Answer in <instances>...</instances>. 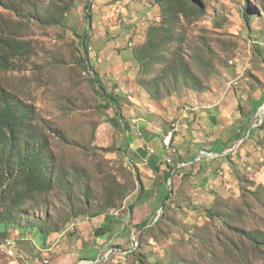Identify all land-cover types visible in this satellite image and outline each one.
Wrapping results in <instances>:
<instances>
[{
    "label": "rangeland",
    "instance_id": "rangeland-1",
    "mask_svg": "<svg viewBox=\"0 0 264 264\" xmlns=\"http://www.w3.org/2000/svg\"><path fill=\"white\" fill-rule=\"evenodd\" d=\"M199 1L185 16L166 0H0V109L26 113L0 130V264H264V105L213 132L192 109L216 91L217 117L236 112L243 82L264 80V0ZM141 125L174 135L154 173Z\"/></svg>",
    "mask_w": 264,
    "mask_h": 264
},
{
    "label": "crops",
    "instance_id": "crops-1",
    "mask_svg": "<svg viewBox=\"0 0 264 264\" xmlns=\"http://www.w3.org/2000/svg\"><path fill=\"white\" fill-rule=\"evenodd\" d=\"M237 81L238 80L234 81L235 82L234 84H237L238 83ZM200 97L202 99L200 101L201 104L198 105L197 107L192 108L195 111L193 113V116H195V117L201 116L203 118L202 121L204 123L203 129L206 132L207 131L213 132L215 130L222 129L221 126H224L223 124H221L222 123L221 118H224V117H221V115L225 116L224 114L227 112L229 114L232 113V115L238 113V111H236V110L238 109L237 107L240 106V104L242 107H245V104L246 105H248V104L253 105L254 103H258V106H257L258 109H259V107L264 105V80L262 78H259L257 80L253 79V81L250 79H246L243 82V86L241 87V91H240L239 95L235 96V101H236V97H237V101H236L237 104L234 105V106H236L235 107L236 112H233L234 110L233 111H230V110L226 111L228 109L226 107L222 106V111L220 109L221 112L218 115V117H217V113L214 112V109L217 106V104H219V100H220V97H218V93H216V91H208L206 93L201 94ZM209 97L213 98V99H211L212 101H210V102L206 100ZM216 98H217V100H216ZM238 98H240V101H238ZM251 111H252L251 109L249 111H247L246 115L248 116V114ZM190 113H192V112H190ZM185 116H188V115H185ZM185 118H187L186 119L187 121L191 120V119H189L190 116L185 117ZM199 120H201V119H199ZM172 130L175 132L177 130V128H173ZM250 130H251V127L248 131H250ZM205 131L204 132L200 131L199 136L201 135V137L198 139H195V142L197 143V141H198L199 145L202 146V151L210 152L213 154H223L224 153L222 156L230 155V153H228L229 151L223 152L224 151L223 148L218 149V148L212 147L210 149V147L209 148L203 147V146H205L204 144H202V142L204 141V136L206 135ZM202 133H203V135H202ZM139 135H141L140 144L137 146L138 147L137 151L135 149L134 152H135V154H138L139 157L142 158V161H138V162L149 163L151 166H149L148 169H149V171H151V173H154V170H158V169H160V167L163 168V164H161V166H159L161 163V157H162V154H160L161 153L160 151H162L164 149L163 151L166 152L165 147H163V145H162V141H164L167 134L164 131H162L161 129H159V131H151L150 129H148L144 125H141V126H139ZM148 135H149V137H148ZM173 136H172V138H173ZM166 139H168V138H166ZM136 140H139V138L138 139L136 138ZM143 141H144V143H147V144L153 143V147H151L149 151H146L145 147L141 146V143ZM148 141H150V142H148ZM228 141H223L224 142L223 146L227 145L226 143ZM218 150H221V151H218ZM146 158H148V159H146ZM146 160L147 161L149 160V162H147ZM214 182H215V180H214Z\"/></svg>",
    "mask_w": 264,
    "mask_h": 264
},
{
    "label": "trees",
    "instance_id": "trees-1",
    "mask_svg": "<svg viewBox=\"0 0 264 264\" xmlns=\"http://www.w3.org/2000/svg\"><path fill=\"white\" fill-rule=\"evenodd\" d=\"M166 2H167L166 3L167 8L168 9L170 8L169 10L172 11L173 13L177 14V15L188 16L189 14H193V13L196 14L197 12L202 11L201 3L199 0H166ZM85 13H86V19H87L88 23H91L93 15H92L90 3H88L87 6L85 7ZM4 42H6V41L4 40ZM88 63H89V65H88L89 67L94 68V65H91L89 59H88ZM94 82H95V85L99 89V93H100L99 96L101 97V100L104 103L111 106L112 102L114 101L113 93H108L106 88L103 87V85L101 83V74L100 73L99 74L96 73V77H95ZM256 109H258V107ZM25 119H26V113L23 112V113L19 114L18 109L16 108V106L14 104H12V103L8 104L7 103L0 109V130H3L4 128L12 129L14 127H17V126L21 125L25 121ZM249 119H250V117L245 120V122H247V124L249 123ZM263 126H264V124L261 126V128ZM249 129H250V127L249 128H246V127L239 128L237 136L231 137L229 139V141L231 140V142H232V141H236V140H240V139L244 138ZM253 132H255V128L250 130V136H252ZM127 143L130 144L129 141ZM218 151H221V150H218ZM27 154L29 156L25 157L26 158L25 161H28V162L31 161L32 162L31 159H33L35 161L39 160L37 156L30 155L29 150L27 151ZM230 156H231V154L230 155H224V156H221V158H225V157L229 158ZM25 158L17 159L18 162L21 164V166H23V164L29 165V166L24 167L22 169V173L31 174L34 177H36V176L41 177V178H43V181H45V179L47 177L44 174V172L41 175L40 169H38V168L34 169V165H32L31 163H23ZM195 158H196V156H194L190 161H194ZM4 168H6V169L9 168L7 163H6V166ZM174 171H175L174 166H172L171 168H169L167 170V172L165 173L166 180L171 178ZM10 173L15 175L14 169H10ZM169 197H170V194L167 193L166 198H169ZM131 209H133V206H131ZM99 231L100 230H98V232ZM102 231H103V229H102ZM39 232H40V234H43L42 230H40ZM5 238L6 237H4L3 239H5Z\"/></svg>",
    "mask_w": 264,
    "mask_h": 264
},
{
    "label": "bare ground",
    "instance_id": "bare-ground-1",
    "mask_svg": "<svg viewBox=\"0 0 264 264\" xmlns=\"http://www.w3.org/2000/svg\"><path fill=\"white\" fill-rule=\"evenodd\" d=\"M172 135H173V132L171 131L170 134H169L168 139L165 140L166 145H169V144H170V141H171Z\"/></svg>",
    "mask_w": 264,
    "mask_h": 264
},
{
    "label": "water",
    "instance_id": "water-1",
    "mask_svg": "<svg viewBox=\"0 0 264 264\" xmlns=\"http://www.w3.org/2000/svg\"><path fill=\"white\" fill-rule=\"evenodd\" d=\"M263 117H264V111L262 112V114H261V120L263 119ZM224 154V153H223ZM223 154H218V155H223Z\"/></svg>",
    "mask_w": 264,
    "mask_h": 264
},
{
    "label": "built area",
    "instance_id": "built-area-1",
    "mask_svg": "<svg viewBox=\"0 0 264 264\" xmlns=\"http://www.w3.org/2000/svg\"><path fill=\"white\" fill-rule=\"evenodd\" d=\"M9 244H11V243H9Z\"/></svg>",
    "mask_w": 264,
    "mask_h": 264
}]
</instances>
